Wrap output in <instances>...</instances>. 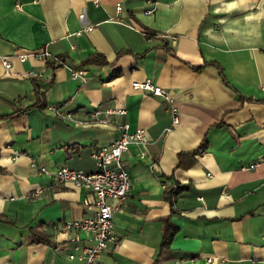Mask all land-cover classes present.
Returning <instances> with one entry per match:
<instances>
[{
	"label": "crops",
	"instance_id": "obj_1",
	"mask_svg": "<svg viewBox=\"0 0 264 264\" xmlns=\"http://www.w3.org/2000/svg\"><path fill=\"white\" fill-rule=\"evenodd\" d=\"M41 47L67 64L17 58ZM96 53L104 64L85 62ZM145 78L170 91L176 123L164 96L132 86ZM125 122L149 142L122 153L131 185L99 264H264V0H0V264H83L67 251L91 240L73 249L77 231L58 225L90 194L53 172L94 171ZM174 181L187 188L171 213ZM167 216L177 230L159 250Z\"/></svg>",
	"mask_w": 264,
	"mask_h": 264
},
{
	"label": "built area",
	"instance_id": "obj_2",
	"mask_svg": "<svg viewBox=\"0 0 264 264\" xmlns=\"http://www.w3.org/2000/svg\"><path fill=\"white\" fill-rule=\"evenodd\" d=\"M116 9L118 11L121 9L120 3L116 4ZM89 29L90 27L86 28V30ZM174 39L175 37H172V40ZM27 57H35L43 61L53 60L54 64H67L58 55L52 54L46 47L29 50L27 53L17 56L19 60H24ZM2 63L6 71L11 68L10 58L3 57ZM71 74L75 77H83L85 71L79 67H71ZM132 86L155 95L164 96L170 104L172 123L174 124L178 121V108L168 89L153 83L149 78L141 81L135 80ZM54 111H56L55 107ZM106 112L122 114L125 113V110L123 108H109ZM56 113L59 112L56 111ZM98 114L99 111L95 110L91 115L97 117ZM131 142L148 143L149 137L144 128L136 127L130 130L129 124L125 122L122 124L119 134L110 144L93 150L94 171L84 172L80 169L62 165L53 172L55 181H70L76 185L85 186L90 194V197H86L82 201L86 212L80 219L65 220L58 225L61 230L77 231V233L68 238L74 244L73 249L78 248L82 235L92 242L90 246L83 247L79 252L67 251L69 258H80L83 264H99L101 253L108 243L114 240L113 211L125 199L131 185L129 170L122 162V153ZM257 164L258 162H253L249 167L253 168ZM31 165L38 166V163L35 159H32ZM38 167L40 172H44L46 169L44 166ZM110 200H115L116 204H112Z\"/></svg>",
	"mask_w": 264,
	"mask_h": 264
},
{
	"label": "trees",
	"instance_id": "obj_3",
	"mask_svg": "<svg viewBox=\"0 0 264 264\" xmlns=\"http://www.w3.org/2000/svg\"><path fill=\"white\" fill-rule=\"evenodd\" d=\"M62 61H65V57L58 55ZM85 62L87 63H97V64H104L105 60L103 58V56H101V54L96 53L91 55L90 57H88ZM46 65L51 66V67H55V66H60V65H64L62 63H55L53 60H46ZM56 111H58V109L56 108ZM206 142H203L197 149H194L192 151L189 152H178V157H179V162L178 165H181V160H180V156L184 155V154H190V155H194L197 153H202L205 151L206 149ZM1 167H0V171H1ZM187 188V186L185 184H180L178 181H174L172 183H164V197L165 199H167L171 205V213L175 212V208H174V203L176 200L177 195L185 190ZM0 220H6L5 218H3V215L0 214ZM177 230V226L175 224H173L170 220V217L167 216L165 218H163V229H162V238H161V242H160V246H159V250L162 249H167L169 247V243L172 239L173 234L175 233V231ZM32 240H36V241H43L44 239L41 236H37L35 238H33Z\"/></svg>",
	"mask_w": 264,
	"mask_h": 264
}]
</instances>
